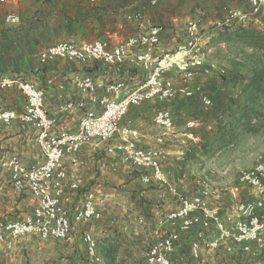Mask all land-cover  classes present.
<instances>
[{"label": "built area", "instance_id": "obj_1", "mask_svg": "<svg viewBox=\"0 0 264 264\" xmlns=\"http://www.w3.org/2000/svg\"><path fill=\"white\" fill-rule=\"evenodd\" d=\"M81 1L93 7L100 2ZM5 2L0 0V4ZM156 2L151 0L150 4ZM4 21L19 24L20 17L7 14ZM249 24L264 33V0H248L246 10L228 9L214 28L234 29ZM164 32L165 26L157 24L125 40L59 41L38 52L42 67L56 60L77 66L92 63V72L76 69L68 79L76 99L65 101L62 112L78 114L70 128L58 125V119L45 108L44 89L26 79L0 76V124L10 126L19 121L28 126L43 159L39 164H26L20 155L0 149V173L8 174L16 194L28 195L34 202L31 212L22 217L0 216V248L12 251L17 241L27 236L42 242L70 241L77 226L97 217L98 207L105 200L100 195L101 185L96 181L87 186L77 170L81 154L88 152L118 158L137 171L143 185L170 196V203L160 210V219L150 224L144 264H177L176 256L181 264H230L234 258H239L241 264H264L248 260L260 256L264 248V153L256 156L252 167L239 172L230 199L217 205L207 188L182 194L165 173L168 158L161 146L175 128L170 110L160 109L153 115L152 126L159 130L156 146L141 145L143 135L139 129L130 124L120 126L130 109L150 101L167 102L182 95L197 97L205 107L212 105L200 85L176 86L168 76L174 71L186 82L204 65L206 55L200 52V44L205 38L199 24L189 21L185 39L173 51L161 53ZM103 68L108 69L107 74L98 73ZM56 79L54 75L46 78L45 85L51 87ZM11 88L24 97L21 110L4 105L3 96ZM186 126L192 129L197 123L188 121ZM162 202L166 203L164 199ZM139 222L145 224L143 218ZM80 239L87 260L70 264H106L98 253V242L89 232H81Z\"/></svg>", "mask_w": 264, "mask_h": 264}, {"label": "rangeland", "instance_id": "obj_2", "mask_svg": "<svg viewBox=\"0 0 264 264\" xmlns=\"http://www.w3.org/2000/svg\"><path fill=\"white\" fill-rule=\"evenodd\" d=\"M74 1L76 2L7 0L0 4V24L4 26L0 29V35L11 32V35H8L9 40L12 39L10 47L15 51L20 40L18 32H22L24 36L22 41L29 48L32 44L28 45V42L33 43L36 40L40 42V46L59 41L79 42L108 38L116 42L143 32L148 26L145 22H135L137 18L134 8L127 6L131 4L130 0H100L98 7L81 0ZM143 1L150 6L148 0ZM160 1L154 6L157 7ZM196 1L171 0V4L177 7L165 13L178 16L183 25L189 21L200 24L201 19L207 21L211 19L213 24L223 17V10L222 12L220 10L226 8L227 4L231 5L228 3L229 0H206L209 12L200 15V12L194 9L193 4ZM182 5L183 7H180ZM178 7L180 8L177 9ZM242 9H248V5ZM218 10L220 13H215ZM7 14L18 15L20 23H5L4 18ZM214 18L215 20H212ZM184 35L183 31H178L177 40H184L186 37ZM12 42L16 44L13 45ZM206 44L209 46L211 43ZM209 47L210 53H207L208 56L206 55L204 59L207 73L198 70L194 77L186 82L181 81L174 71L168 76L175 81L176 86L200 85L204 94L212 101L210 107L203 106L197 97L189 99L177 95L171 101H150L138 108L130 109L120 122V126L130 124L131 127L139 129L143 135L141 145L156 146L155 137L159 130L152 126L153 115L160 109L170 110L175 128L172 133L165 136L164 144L161 146L167 152L165 173L169 181L185 195L195 193L197 188H207L211 193V199L217 205H223L230 199L239 172L252 167L256 156L264 153V93L258 94L256 103L244 110L237 91L227 94L220 91V83L226 81L224 77L226 72L222 69L226 68L227 64L221 65L216 75L215 67L210 63L215 51L212 46ZM99 73L107 74L108 69L103 68ZM228 77L230 80L226 83L235 85L237 75ZM132 82H135V79ZM255 82L257 85L264 84V81L259 79ZM72 93H75L73 89ZM234 100H237L234 103L238 105L232 110L228 104ZM232 112L238 115L235 117L236 121L229 123L228 116L232 115ZM243 112L246 116L242 120ZM65 117L66 121L57 118V124L70 128L75 125L78 114L66 113ZM188 121H195L197 126L188 128L186 126ZM30 131L31 133L28 132L25 136L26 140L24 139V144L28 145L25 146L22 157L38 164L43 160L37 144L32 140V130ZM91 157L93 158L87 162L81 159L77 170L87 186L93 185L96 181L101 185L100 195L105 196V200L98 207L97 217L86 225L77 226V232L70 241L42 242L34 236H27L17 241L12 251L0 248V264H70L86 261V248L80 239L83 231L89 232L95 238L98 242V253L104 259L105 252L114 251V256L110 257L109 261L111 264H144L146 248L150 242V224L160 219V210L170 203L168 201L170 196L163 190L143 185L137 171L118 158L103 154ZM66 166L67 170H71L68 163ZM1 180L4 182L1 192L4 191L11 199L8 208L1 210L0 216L17 219L29 214L34 204L33 199L28 195L16 194L7 177L3 176ZM163 199L166 203L162 202ZM140 218L144 219L145 224L139 222ZM248 260L263 262L264 248L260 256L248 257ZM105 262L108 264L106 259ZM175 263L181 264L178 256L175 257ZM229 263L242 262L239 258H234Z\"/></svg>", "mask_w": 264, "mask_h": 264}, {"label": "crops", "instance_id": "obj_3", "mask_svg": "<svg viewBox=\"0 0 264 264\" xmlns=\"http://www.w3.org/2000/svg\"><path fill=\"white\" fill-rule=\"evenodd\" d=\"M71 1L76 2L74 0ZM150 1L151 0H148V4L151 7L147 4H144L145 1L143 0H130L131 4H128L127 6L134 8V14H136L137 18L135 22H145L148 25L146 28L151 25L157 24L165 26V32L161 37L159 51L161 53L171 52L176 48L178 42L183 41L177 40L178 31H183L184 35L186 24L183 25V22L178 16H172L169 13H165L167 12V10L171 12L174 7H177L175 4H171V0H167V2H164L165 0H161L157 7L151 5ZM158 1L159 0H157V2ZM205 2L206 0H197L193 4L195 7L194 9L196 10V12L199 11L200 15H204L209 12ZM228 3L231 5L227 4L226 8L220 10V12H222L223 10V17L228 9H242L246 6V4L248 5V0H229ZM185 5L184 7H186ZM180 7H183V5ZM180 7H178L177 9H179ZM217 7H220L219 3ZM218 12L219 10L215 13ZM212 20H215V18ZM214 23L211 24V19L209 21H207V19H201L200 21L199 26L201 29V34L202 37L205 38L200 44V52H206L205 55L208 56L207 53L210 48L209 46H212L215 54L211 58L210 63L211 66L215 67L214 73L218 75L217 69H221V65L226 66L227 64L226 68L222 69L224 72H226V74L224 75L226 81L220 83L219 90L225 91L226 94L228 92L234 93L237 91V96L240 102L243 103L244 110L251 108V106L256 103L257 96H255L253 100H249L247 93L248 90H245V88L250 82H253L252 86L254 84L256 86H259V88L264 89V84L257 85L255 82V80L257 79L264 81V50L251 48L248 42L235 37V31H251L258 34L263 33H261L258 27L255 25L249 24L242 28L235 27L234 29L218 30L214 28ZM2 28H4V26L0 24V29ZM21 33L18 32V39L20 40H18V48L15 51H12L10 47V40L12 39L9 40L10 37H8V35H11V32H5L0 35V76H6L12 79H26L33 82L37 87L44 89L45 108L55 118L64 120L66 118V113H62V108L65 104V101H67L68 99H73L75 101L76 99V95L75 93H72V88L70 87L68 79L71 77L72 72L76 69L83 73L92 72V63L87 66H77L74 64L66 63L62 60H56L49 63L47 66L42 67L39 65L37 54L39 51L49 46L50 44H47V46H40V42L36 40L33 43L28 42V45L32 44L31 47L28 48V46H25V42L22 41L24 39V36ZM206 43L211 44H209L208 46ZM12 44L15 45L16 43L12 42ZM25 48H28V50H25ZM205 70H207V68L204 64L202 68L199 69V71L205 73ZM98 71H100V69ZM53 75L57 77L56 82L51 87H47L45 85V80L46 78ZM230 75H237V78L234 80L236 82L235 85L234 83H226L230 80L228 77ZM23 98L24 97L22 96V94L16 88H11L3 96L4 105L6 108L8 107L21 110L24 104ZM236 101L234 100L233 103L229 102L228 107L234 110L238 105L237 103H234ZM239 110L241 111V108ZM231 114L232 115L228 116V121H230L229 123H232V121L235 120V117L238 115L235 112H232ZM245 116L246 114L242 116V120ZM64 121H66V119ZM28 132L31 133L30 128L26 125L21 124L19 121H14L10 126H3L0 124V149L6 151L8 154L16 153L20 155L19 157H21L26 164H36L27 161L25 157H22L23 150L26 149L28 145L24 144V139ZM91 155L88 152L83 153L81 154V159H84L85 162H87V160H91L93 158L91 157ZM68 168L70 167L68 166ZM2 175L7 177L9 181L8 174L0 173V212L3 208H8V204L11 199V197L9 198L4 191L1 192L2 187H4V182L1 180V177H3Z\"/></svg>", "mask_w": 264, "mask_h": 264}, {"label": "trees", "instance_id": "obj_4", "mask_svg": "<svg viewBox=\"0 0 264 264\" xmlns=\"http://www.w3.org/2000/svg\"><path fill=\"white\" fill-rule=\"evenodd\" d=\"M236 35L235 37L239 38L240 40H244L245 42H248V44L251 46L253 49H259V50H264V34H258L255 32H244V31H235ZM253 82H250L245 90H248V97L249 100H253L255 96L258 94L264 93V89L259 88V86H256L253 84ZM114 256V251L108 250L105 252L104 257L108 261V264H111L110 257Z\"/></svg>", "mask_w": 264, "mask_h": 264}]
</instances>
